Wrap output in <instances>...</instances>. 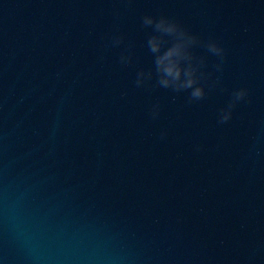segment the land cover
<instances>
[{"label": "water", "instance_id": "95a60500", "mask_svg": "<svg viewBox=\"0 0 264 264\" xmlns=\"http://www.w3.org/2000/svg\"><path fill=\"white\" fill-rule=\"evenodd\" d=\"M146 16L197 38L202 100ZM0 264H264V0H0Z\"/></svg>", "mask_w": 264, "mask_h": 264}, {"label": "clouds", "instance_id": "9594fccd", "mask_svg": "<svg viewBox=\"0 0 264 264\" xmlns=\"http://www.w3.org/2000/svg\"><path fill=\"white\" fill-rule=\"evenodd\" d=\"M145 27L153 29L147 41L149 51L154 55V65L158 74L157 83L162 88H171L174 91L191 90L190 100L199 101L205 96V88L198 83L197 68L191 63V46L196 42V37L190 35L180 24L166 17L157 19L153 16L143 18ZM169 39L172 43L169 44ZM122 37L114 39V45H119ZM208 51L213 55L222 56L224 49L217 42L208 44ZM121 63L129 62L130 57L121 56ZM145 74L137 75L136 86L141 87L144 83ZM233 104L242 101L247 96L246 89H238L234 92ZM159 106L153 107L151 115L155 119L159 116ZM231 119V110L222 112L220 122L226 123Z\"/></svg>", "mask_w": 264, "mask_h": 264}]
</instances>
